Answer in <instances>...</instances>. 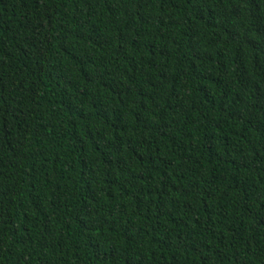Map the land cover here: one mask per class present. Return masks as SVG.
<instances>
[{
  "label": "trees",
  "instance_id": "1",
  "mask_svg": "<svg viewBox=\"0 0 264 264\" xmlns=\"http://www.w3.org/2000/svg\"><path fill=\"white\" fill-rule=\"evenodd\" d=\"M0 264H264V0H0Z\"/></svg>",
  "mask_w": 264,
  "mask_h": 264
}]
</instances>
